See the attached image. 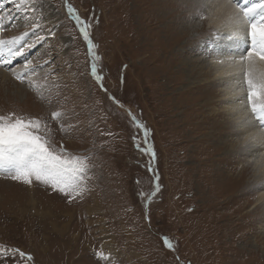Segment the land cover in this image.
<instances>
[{
	"label": "rangeland",
	"instance_id": "374dc122",
	"mask_svg": "<svg viewBox=\"0 0 264 264\" xmlns=\"http://www.w3.org/2000/svg\"><path fill=\"white\" fill-rule=\"evenodd\" d=\"M67 2L91 23L90 34L99 56L98 70L104 77L107 93L90 74L91 58L86 42L68 14L65 0H25L24 3L0 0V24L4 26L0 38H11L26 31L29 32L25 37L27 42L37 36L46 38L26 57H18L6 68L0 67V70L8 69L9 75H0V115L15 113L43 118L47 122L53 111L65 113L64 122L73 126L71 131L60 132L58 125L51 122L49 129L41 134L46 132L47 138L57 147L63 143L69 152L89 157L87 191L82 197L69 200L64 194L36 181L29 185L9 178L0 179V246L30 253L33 260L22 264H264V189L249 187L258 168L253 165L243 167L244 157L249 155L237 159L228 157L240 148L237 145L233 149L234 144L228 142L224 154L217 153L228 158L221 160L218 168L213 166L220 172L221 180L212 172L206 173L208 163L202 165L204 170L193 171L190 146L185 154L182 146L170 141L171 132L167 129L169 119L165 111L176 110L175 97L168 100L167 106L164 101H156L162 92L161 83L171 89L169 91L180 92L185 87L193 91L194 87L201 86L200 83L207 85L210 82V88L204 90L207 95L204 99L211 102L206 106L209 113L221 111L219 119L234 124L223 108L227 103L224 98L227 84L214 79L209 72L205 74L209 62L219 58L216 55L208 57V53L214 49L220 52L225 43L222 40L213 45L203 40L218 31L210 24L208 13H205L207 9L205 12L196 7L189 9L193 6L190 0L188 3L176 0L175 9L179 14L183 16L189 10L185 23L193 20L206 23L190 36L183 37V49L192 55V60H200L193 67L195 73L200 71L192 81L201 80L194 84L186 76L180 79L182 82L174 83V74L181 72L182 76L184 73L182 64L188 66L180 60L179 63L174 60L173 73H158L160 76L155 77L156 80L151 78V73L158 72L159 63H153L154 57L162 55L160 50L152 51L153 43L158 41L160 47L162 40L169 43L177 37L170 32L169 37L160 35L156 41L149 40L144 46L141 34L147 39L152 33L148 34L149 28H138L139 21L136 25L135 16H130L135 13L129 12L134 11L132 0ZM139 3L143 4L141 0ZM147 11L150 16L160 13ZM165 24L163 30H167ZM33 25H39L34 32L30 30ZM53 32L54 36L51 35ZM177 47H171L172 59L180 57ZM26 59L44 66L21 82L10 67L22 71ZM46 61L49 63L45 65ZM155 81H158V87ZM109 95L115 96L122 107L113 103ZM129 112L150 129L148 139L154 146V160L137 149L132 137L137 135L142 142L143 134L137 132ZM180 113L174 112L175 117L184 115ZM198 116L196 111L192 117L196 122L188 126L202 125L206 129L207 124L199 123L201 117L197 120ZM228 135L232 140L237 136L233 131ZM193 157L199 164L205 155ZM167 166L174 170V192L169 186ZM157 184L159 191L152 196ZM87 206L96 209L95 212L86 214ZM52 222L58 226L53 235L50 232ZM43 231H46L44 237ZM165 236L171 239L174 249L164 245ZM100 252L108 259H102ZM0 264H17V260L5 254L0 256Z\"/></svg>",
	"mask_w": 264,
	"mask_h": 264
},
{
	"label": "snow or ice",
	"instance_id": "6c2138e0",
	"mask_svg": "<svg viewBox=\"0 0 264 264\" xmlns=\"http://www.w3.org/2000/svg\"><path fill=\"white\" fill-rule=\"evenodd\" d=\"M24 2L25 0H21V3ZM212 4L213 0H194L193 6L201 10ZM65 5L86 42L87 53L91 58L90 74L100 89L107 93L103 84L104 77L98 70L99 56L95 52L96 45L90 34L91 23L79 16L77 10L67 0ZM19 6L20 4H17V7ZM225 6L230 8L231 12L224 30L211 33L203 40L213 45L227 40L235 42L238 47L243 46L237 55L229 54L227 61L233 69L232 78L235 80L233 96L238 101L231 109L234 116L233 133L243 136L239 151L235 155L241 157L264 149V0H226ZM3 27L0 24V31H3ZM38 27L39 25H33L30 30L34 32ZM28 35L29 32L26 31L11 38H0V67L12 65L18 57H26L30 50L46 39L44 36H37L35 40L27 42L25 37ZM51 35L54 36L55 33ZM213 55L225 54L214 49L208 53V57ZM47 63L49 62L46 61L45 65ZM43 66L26 59L22 71L10 70L16 79L23 82L26 76L35 74ZM109 99L120 105L115 96L109 95ZM129 116L137 132L143 134L142 142L137 135L132 137L137 149L154 160V146L148 139L150 129L130 112ZM65 117L66 114L61 111H53L47 122L43 118L18 116L15 113L0 115V172H7L11 179L25 184L31 185L36 181L51 187L69 200L82 197L87 191L86 185L89 180V157L69 152L63 143L57 147L47 138L46 132L44 135L41 134L49 129L51 122L58 125L60 132L71 131L73 126L64 122ZM249 187L252 190L264 189V169H257ZM158 191L157 184L151 195L154 196ZM163 243L167 248L174 249L169 237H163ZM5 254L16 259L17 264L33 260L30 253L0 246V256ZM99 255L102 259H108L103 252Z\"/></svg>",
	"mask_w": 264,
	"mask_h": 264
},
{
	"label": "bare ground",
	"instance_id": "6f19581e",
	"mask_svg": "<svg viewBox=\"0 0 264 264\" xmlns=\"http://www.w3.org/2000/svg\"><path fill=\"white\" fill-rule=\"evenodd\" d=\"M132 1L134 3L132 5V8H133L134 11L131 12V10H130L129 12L130 13L135 12V13L130 14V16L131 17L132 16H135V18H134L135 19V23H136L137 20L139 21V26L136 23V25H137L138 28H143V29L146 28V30L149 28L148 29V34L152 33V34L149 35V37L147 38L148 40H147L145 37L142 36L141 31L139 32L141 34V38H142V41H143V45L144 46L149 42V40L153 41V40H155L156 37H158L160 35L165 36V37H169L170 32H172L171 34H173V37H175V38L177 37V39H175V41H171V42L168 41L169 43H165V39L162 40L164 42L163 43L161 42V46L160 47H158L159 44L157 45V42L158 41L155 40L156 42L153 43V45H152L153 46L152 51L153 52H156V51L159 52V50H160V51H162L161 52L162 55L159 56L158 58L157 57H154L153 63H155V64L156 63H159V64H157V66H158V70L157 71L158 72H156L155 74L154 73H151V76H152L151 78L153 80H156L155 77H159L160 76V75L158 76V73H160V74L161 73H165V74L166 73H169L170 74V72L173 73L171 66L172 65L174 66V63H175L174 60H176L177 63H179L178 62L179 60L180 61H183V62L187 63L188 66H189L188 67L185 64L184 65L182 64L181 70L184 69L185 71L182 70L184 72L182 76L180 75V73H181L180 71L181 70L180 71L178 70L180 73H175L177 76H175V74H174V78H173V80H175L174 83L175 82H177V83L182 82V81H180V79H182V77H184V76H186V78H188L189 82L192 81V78L193 77L196 78L195 75H197L200 70L199 71L197 70V73H195L196 71L195 72L193 71V67L195 68L196 67V63L197 64L200 63V60H192V55H189V53L186 52L187 49H183V46H184L183 45V42H184L183 37L190 36L195 31H197V28L198 27H200L201 25H204L206 23L205 22H200L201 20L200 21L193 20L191 23H189V22L185 23L186 22L185 21V17L189 14V10H187L188 12L186 14H183V16L181 14H179L178 11H176V9H175V8H177L176 5L178 4L179 0H177L178 1L177 4H176V0H141L143 2V4L139 3L140 0H132ZM184 1H187L185 3H188V0H184ZM190 1L192 3H194V0H190ZM191 5H193V4H191ZM225 5H226V0H213V4L210 7L207 8L206 12H205V9H201L205 13H208V17L211 20L210 24H212L215 27H217L218 30H224V26H225V23L227 21L228 15L231 12V9L228 8V7H226ZM192 7H194V6H190L189 9H191ZM147 9L148 10L151 9V10L158 11V12L160 11V13H159V15L156 14V15L150 16V14L147 11ZM169 9H171V12L169 11ZM165 10H166V12H165ZM204 12H203V14H204ZM194 16H195V14H194ZM205 19H207V18H205ZM144 22L146 23L145 25H144ZM164 23H166L168 25L167 30H165V29L163 30V28H162V25ZM176 26L180 30L175 29V28H177ZM145 32H147V31H145ZM156 32L159 35H157ZM162 32H165V34H162ZM180 39H182V40L180 41ZM176 40L178 41L177 44H176ZM186 40H189V38L186 39ZM224 41H225V43L223 44V47H221V51L220 52L221 53H224L225 55H221L217 59L215 58L214 61H213V63L212 62L211 63L209 62V64L207 65L208 70L206 69L207 71H206L205 74H207L209 72V73H211L214 76L213 77L214 79L218 78V79H220L221 81H223V82H225L227 84L226 87H225V97L222 96V98L223 97L225 98V100H226L227 103H225V105H224L223 108H224V110H226L227 113L230 114L229 115V118H230V120L232 119V122H233L234 121V116H233V113H232L231 109L233 107H235V105H236V103H238V101L233 96V86L235 84V80L232 78L233 69L231 68L230 64L227 61L229 59V54H231V55H237L242 50V47L243 46L241 45V46L238 47V46H236L235 42L227 41V40H224ZM221 42H223V41H221ZM175 44L179 47V48L177 47L178 48L177 49V52H179L180 57L179 58H176L175 57L174 59H172L174 56L172 57L171 51H173V50H172L171 47H173V46L175 47L176 46ZM137 45H139V44H137ZM155 45H157V46H155ZM142 54H144V53H142ZM146 58L149 59L150 57H146ZM161 62H163L165 65L164 66H161V65H163V63H161ZM193 63H194V65H193ZM167 64H168V66H167ZM197 68L198 69L201 68V65H200V67L197 66ZM7 70H4V69L3 70H0V75L5 76V77H8L9 75L7 74ZM15 70H17V72H20L18 70V68H16ZM167 76H169V75L167 74ZM178 76L180 78H177L176 79L175 77H178ZM170 77L172 78V76H170ZM186 78L185 79L183 78L184 81L186 80ZM211 79H212V77H211ZM198 80L200 81L201 78H198ZM198 80L197 79L196 80L193 79V81L191 83L196 84L198 82ZM158 81L157 82L155 81L156 82V85L155 86H157ZM200 84H201V86L199 88L198 87H194L193 91H192V89H186V87L184 86L185 89H183L182 91H180V92H176V91L172 92V91H169L171 89L167 88V86H164L161 83V86H163L162 87V92H160V90H159V92H160L161 95L158 96V97H156V101L158 99L160 100V102L164 101L165 104H166V106H167L168 100H171L172 99V96L175 97L174 105H175L176 110L174 112L179 111L181 113H184V115L182 117H178L177 118V117H175L174 112H171L169 109L165 111L166 115L168 116L167 118L169 119V126H167V129L171 132L170 141L173 142V143H175L176 146H178V145L179 146H182L185 154H186V148H187V146L188 145L190 146L189 154L191 153V160H192V162L194 161V163L191 165L190 168L193 171L196 172V171L204 170L205 169L204 168L205 166L202 167V165L204 163H208L209 164V167L206 168V170H207L206 173L212 172L215 176H218L219 177V180H221L220 172L217 171V170H215L213 168V166H216L217 167V166L221 165V160H224V159H226V158H228L230 156L233 157L234 159H237L238 157L235 155V153L237 152L236 150L235 151H232V153L228 157H224L223 154L228 149V147H227L228 142L234 144V147H233V149H234L235 146H237V145L240 146V143L243 140V136H239V137L236 136V139H233L232 140V138H230V136L228 135V133H231L233 131V125H232L233 123L227 122L225 120L224 121L220 120L219 118L221 117V114H222L221 111L218 112L217 110H214L213 111L214 113H209V109H207L206 106L209 105L211 102H207L204 99L205 96H207L204 93L205 92L204 90L207 91L208 90L207 88H210L209 87L210 82L207 85H205L203 82L200 83ZM200 84H197V86L200 85ZM158 85H160V84H158ZM184 85H186V83H184ZM177 86H178V84H177ZM170 88H172V87H170ZM153 91H154V89H153ZM213 97H215V96H213ZM203 100H205L206 102L203 101ZM218 103H219V101H218ZM196 111L199 112V116L197 117V120H198V118L201 117V120L198 121V122L199 123H203V124H207V128L206 129L202 128V125H200V127L198 125L195 126V124H194L193 127H189L188 126V125L191 126L192 122L195 121V120L192 121V119H193L192 117H193V115H194V113ZM167 118L165 119L166 121H167ZM167 124H168V121H167ZM203 130H208L210 132H203ZM200 132L203 133V134H199ZM204 139H206V140H204ZM166 144H168V142ZM176 150H177V147H176ZM176 150H173V152L176 151ZM183 150H181V152ZM201 150H203V151H201ZM218 152H219V154L220 153H223V154H221V156H218V154H217ZM195 154L197 156H203V155H205V157L202 158L204 160L202 162H200L199 164H197L195 162L196 160L193 159L194 158L193 155H195ZM177 155H179V154H177ZM170 158H171V156H170ZM176 158H178V157H176ZM244 158H245V161H243V165H244L243 167H245V166H252L253 165L254 168L264 169V149H259L256 152H253L252 154H250L249 157H247V158L244 157ZM172 160H174V159H172ZM177 160H176V162H178ZM213 161H214V163H213ZM195 164H197V166L198 165L199 166L196 167ZM188 166L189 165H187L185 167H188ZM180 168H179V170H180ZM167 169H168V166H167ZM213 170L215 172H213ZM164 171H166V170H164ZM168 171L170 172V175H169L170 180H168L170 182L169 183V186H170L171 190L174 192L175 191V184L173 182V179H175V177H174V170L172 171L171 168H170V169H168ZM175 173H177V172H175ZM179 174H180V172H179ZM166 184H168V183H166ZM196 185H198V183ZM166 186H168V185H166ZM204 191H207V190H204ZM210 191H212V190H210ZM238 193H240V191ZM212 195H213V193H212ZM234 195L235 194H233V196ZM201 199H203V198H201ZM57 200H59V199H57ZM95 205L98 206V201H96V204ZM87 209L88 210H87L86 214H92L96 210V209H92L91 206H87ZM102 211H104V210L102 209ZM48 218H50L49 215H48ZM48 218H46V219H48ZM51 226H53V228H52V230L50 232L52 233L51 235H53L56 232V230H57L56 228L58 226H57V223H55V222H52ZM66 227H65V229H66ZM54 228H55V230H54ZM60 229H62V227ZM45 235H46V231H43L42 232V236L44 237ZM49 235H50V233H49ZM48 238H50V237H48Z\"/></svg>",
	"mask_w": 264,
	"mask_h": 264
}]
</instances>
